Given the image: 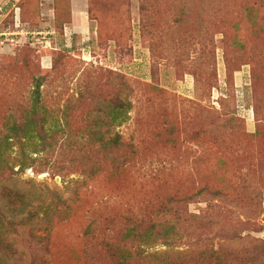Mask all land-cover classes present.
Returning a JSON list of instances; mask_svg holds the SVG:
<instances>
[{
	"label": "rangeland",
	"instance_id": "374dc122",
	"mask_svg": "<svg viewBox=\"0 0 264 264\" xmlns=\"http://www.w3.org/2000/svg\"><path fill=\"white\" fill-rule=\"evenodd\" d=\"M14 126L51 137L2 152L0 264H114L152 223L145 264H264V0H0Z\"/></svg>",
	"mask_w": 264,
	"mask_h": 264
},
{
	"label": "trees",
	"instance_id": "16d2710c",
	"mask_svg": "<svg viewBox=\"0 0 264 264\" xmlns=\"http://www.w3.org/2000/svg\"><path fill=\"white\" fill-rule=\"evenodd\" d=\"M117 109H120L118 107ZM44 123H47V120L44 119ZM6 133L3 139H0V174H2L4 168H6V159L3 157V151L8 152L9 150H13L14 146H16L22 154L25 155V152L28 151L29 148H35L36 145H30L32 143H37L38 141H42L51 137L50 129H43L40 133L34 129L27 128L24 130H20L17 127H12ZM21 164L25 166L24 161H21ZM204 190L201 189L199 192H203ZM34 195V194H33ZM33 195L24 192L20 197V203L22 205L21 210L19 211L20 214V225L22 228H35L39 226L42 221L47 223V218L41 219L38 217L35 212L26 209L28 205V201L30 199L33 200ZM173 203H183L185 198L171 199ZM9 216L6 218L7 224L4 227L1 235L6 236L8 231L12 226V213H8ZM172 227L163 228L162 231L155 230V224H150L147 228L144 229L143 232H139L135 228H131L127 231V233L123 236L122 240L118 242L117 246H115V253L118 254L114 264H145L147 260V256L145 255L147 250L156 243L158 244H165L166 246H170V244L174 240V234L172 231ZM133 244L136 247L133 249ZM114 246H111L110 249L112 250ZM133 254L138 259V261H133ZM41 264H48V263H41Z\"/></svg>",
	"mask_w": 264,
	"mask_h": 264
},
{
	"label": "crops",
	"instance_id": "0c3cea01",
	"mask_svg": "<svg viewBox=\"0 0 264 264\" xmlns=\"http://www.w3.org/2000/svg\"><path fill=\"white\" fill-rule=\"evenodd\" d=\"M79 19L82 20V17H79L78 11L73 10V12L71 13V22L68 25L75 27V24L79 21Z\"/></svg>",
	"mask_w": 264,
	"mask_h": 264
},
{
	"label": "water",
	"instance_id": "95a60500",
	"mask_svg": "<svg viewBox=\"0 0 264 264\" xmlns=\"http://www.w3.org/2000/svg\"><path fill=\"white\" fill-rule=\"evenodd\" d=\"M262 239H263V241H264V235H263Z\"/></svg>",
	"mask_w": 264,
	"mask_h": 264
}]
</instances>
